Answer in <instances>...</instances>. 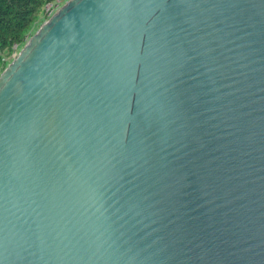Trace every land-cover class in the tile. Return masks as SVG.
Listing matches in <instances>:
<instances>
[{
  "label": "water",
  "instance_id": "1",
  "mask_svg": "<svg viewBox=\"0 0 264 264\" xmlns=\"http://www.w3.org/2000/svg\"><path fill=\"white\" fill-rule=\"evenodd\" d=\"M0 264H264V0H68L0 73Z\"/></svg>",
  "mask_w": 264,
  "mask_h": 264
},
{
  "label": "trees",
  "instance_id": "2",
  "mask_svg": "<svg viewBox=\"0 0 264 264\" xmlns=\"http://www.w3.org/2000/svg\"><path fill=\"white\" fill-rule=\"evenodd\" d=\"M53 0H0V50L23 42L36 11Z\"/></svg>",
  "mask_w": 264,
  "mask_h": 264
},
{
  "label": "rangeland",
  "instance_id": "3",
  "mask_svg": "<svg viewBox=\"0 0 264 264\" xmlns=\"http://www.w3.org/2000/svg\"><path fill=\"white\" fill-rule=\"evenodd\" d=\"M67 1L68 0H53L52 2L44 3L40 6L23 36L24 41L14 43L12 46L0 50V73L16 57L27 40L39 29V27Z\"/></svg>",
  "mask_w": 264,
  "mask_h": 264
}]
</instances>
